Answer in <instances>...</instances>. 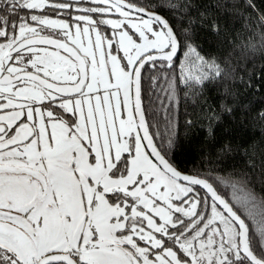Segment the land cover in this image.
<instances>
[{
	"label": "snow or ice",
	"instance_id": "snow-or-ice-1",
	"mask_svg": "<svg viewBox=\"0 0 264 264\" xmlns=\"http://www.w3.org/2000/svg\"><path fill=\"white\" fill-rule=\"evenodd\" d=\"M88 4L0 0V264H264V197L224 181L230 203L149 132L141 74L172 67L173 29L128 0ZM46 8L73 22L30 14ZM183 55V83L221 75L196 46Z\"/></svg>",
	"mask_w": 264,
	"mask_h": 264
},
{
	"label": "trees",
	"instance_id": "trees-1",
	"mask_svg": "<svg viewBox=\"0 0 264 264\" xmlns=\"http://www.w3.org/2000/svg\"><path fill=\"white\" fill-rule=\"evenodd\" d=\"M128 2L163 16L180 42L171 68L157 61L141 74L142 104L158 149L180 171L209 181L230 203L232 189L224 181L246 188L259 201L264 197V120L259 116L264 112V0ZM186 44L218 64L221 75L206 68L209 78L202 84L183 83ZM192 187L211 203L205 191Z\"/></svg>",
	"mask_w": 264,
	"mask_h": 264
},
{
	"label": "flooded vegetation",
	"instance_id": "flooded-vegetation-1",
	"mask_svg": "<svg viewBox=\"0 0 264 264\" xmlns=\"http://www.w3.org/2000/svg\"><path fill=\"white\" fill-rule=\"evenodd\" d=\"M54 2H70V0H54ZM71 2H74V0H71ZM83 2L85 3V5L87 6H91L88 4V0H83ZM23 14V13H22ZM30 14H36V15H47L49 18H53V19H64V20H69V22H73L72 20H70L69 14L67 12H64L63 14H58L57 12L53 11L50 8H46L44 9L43 12H40L39 10L35 11L34 13H30ZM77 13L73 12L72 16L76 15ZM109 17H116L119 18L118 16H108L106 18ZM35 26V25H34ZM104 29V28H102ZM41 35H45V36H49L50 38L53 39H65L62 35V30L59 29H52V28H47L45 27L44 31L41 33ZM0 42H4L2 39H0ZM39 47H47L49 49V51H56L57 49H55L52 46H46V45H39ZM61 54H65L61 51ZM22 86V85H21ZM45 103H47V101H45ZM54 107V111L55 112H59L62 113V110L58 109L55 105ZM71 114L69 113H62V118L63 119H70ZM71 119H76L75 117H71Z\"/></svg>",
	"mask_w": 264,
	"mask_h": 264
},
{
	"label": "water",
	"instance_id": "water-1",
	"mask_svg": "<svg viewBox=\"0 0 264 264\" xmlns=\"http://www.w3.org/2000/svg\"><path fill=\"white\" fill-rule=\"evenodd\" d=\"M147 10V9H146ZM148 12H151V13H155V12H152V11H149V10H147ZM155 14H157V15H159V16H161L160 14H158V13H155ZM163 19H165L163 16H161ZM170 26V25H169ZM171 27V26H170ZM174 32V31H173ZM46 46H49V45H46ZM52 47H54V46H52ZM178 54H179V50H178V52H177V55L173 58V60L174 59H176L177 57H178ZM133 99H134V91H133ZM141 101H142V99H141ZM142 106H143V104H142ZM149 132H150V130H149ZM141 133H142V130H141ZM151 134V133H150ZM154 140V139H153ZM155 142V141H154ZM145 143H146V141H145ZM156 144V143H155ZM157 146V145H156ZM158 148V147H157ZM159 150V149H158ZM150 151V150H149ZM161 152V151H160ZM162 154V153H161ZM163 155V154H162ZM165 159H166V157H165ZM169 162V161H168ZM170 163V162H169ZM171 164V163H170ZM175 167V166H174ZM176 168V167H175ZM177 169V168H176ZM178 171H180L179 169H177ZM183 175H189V176H194V177H198V176H195V175H192V174H188V173H184V172H182V171H180ZM198 178H200V177H198ZM200 179H203V178H200ZM206 180V179H205ZM209 182V181H208ZM210 183V182H209ZM196 187H199L200 189H202L203 191H205L206 193H207V190L206 189H204L202 186H200V185H195ZM208 194V193H207ZM209 196H210V194H208Z\"/></svg>",
	"mask_w": 264,
	"mask_h": 264
},
{
	"label": "rangeland",
	"instance_id": "rangeland-1",
	"mask_svg": "<svg viewBox=\"0 0 264 264\" xmlns=\"http://www.w3.org/2000/svg\"><path fill=\"white\" fill-rule=\"evenodd\" d=\"M105 18H106V17H105ZM109 18H116V17H109ZM145 18H146V17H145ZM102 31H110V30L104 28ZM121 55H122V52H121ZM123 113H124V118H126V116H127V110H126V108L123 109ZM190 195H192V194H190ZM209 211H210V208H209ZM141 243H142V242H141Z\"/></svg>",
	"mask_w": 264,
	"mask_h": 264
}]
</instances>
